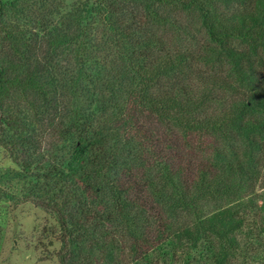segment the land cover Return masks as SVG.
<instances>
[{"label": "trees", "instance_id": "16d2710c", "mask_svg": "<svg viewBox=\"0 0 264 264\" xmlns=\"http://www.w3.org/2000/svg\"><path fill=\"white\" fill-rule=\"evenodd\" d=\"M0 148L58 264H264V0H0Z\"/></svg>", "mask_w": 264, "mask_h": 264}, {"label": "rangeland", "instance_id": "374dc122", "mask_svg": "<svg viewBox=\"0 0 264 264\" xmlns=\"http://www.w3.org/2000/svg\"><path fill=\"white\" fill-rule=\"evenodd\" d=\"M38 10L36 5L31 8L33 14ZM17 172L16 164L0 148V186L18 193L22 182L16 178ZM54 226L52 216L32 203L15 205L0 197V264H58L52 253L59 243L49 246L53 237L43 231Z\"/></svg>", "mask_w": 264, "mask_h": 264}]
</instances>
